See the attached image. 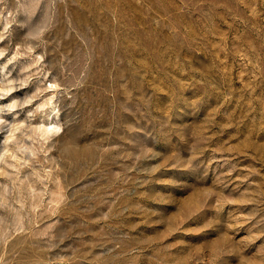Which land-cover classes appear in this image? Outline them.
Returning <instances> with one entry per match:
<instances>
[{
    "label": "rangeland",
    "instance_id": "374dc122",
    "mask_svg": "<svg viewBox=\"0 0 264 264\" xmlns=\"http://www.w3.org/2000/svg\"><path fill=\"white\" fill-rule=\"evenodd\" d=\"M0 264H264V0H0Z\"/></svg>",
    "mask_w": 264,
    "mask_h": 264
}]
</instances>
